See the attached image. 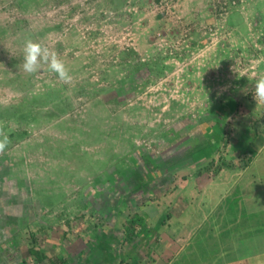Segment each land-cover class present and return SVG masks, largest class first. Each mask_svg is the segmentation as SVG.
Returning a JSON list of instances; mask_svg holds the SVG:
<instances>
[{"label": "rangeland", "instance_id": "374dc122", "mask_svg": "<svg viewBox=\"0 0 264 264\" xmlns=\"http://www.w3.org/2000/svg\"><path fill=\"white\" fill-rule=\"evenodd\" d=\"M28 39L72 81L47 64L25 73ZM120 50L134 51L122 68ZM261 77L264 0H0V121L13 132L0 152V264H138L139 251L206 230L231 254L234 232L264 230V211L240 203L245 186L264 192ZM25 103L36 119L13 110ZM189 244L176 261L196 250L195 264L217 263V242Z\"/></svg>", "mask_w": 264, "mask_h": 264}, {"label": "crops", "instance_id": "0c3cea01", "mask_svg": "<svg viewBox=\"0 0 264 264\" xmlns=\"http://www.w3.org/2000/svg\"><path fill=\"white\" fill-rule=\"evenodd\" d=\"M226 185V184H225ZM262 187H264L262 184H260ZM245 186V185H244ZM242 188H244L243 186L240 185L239 187V197L241 196V190ZM250 188L252 189V187L250 186ZM250 188H246L242 190L243 193L246 195L247 193H250ZM257 191L255 186L253 187V189L251 190V192ZM260 193H264V192H256L255 197L258 198V195ZM242 194V196L240 197V203L241 205L247 202V205H249L253 210H256L257 212L259 210L264 211V209H260L261 207L264 208V204H260V205H256L255 201H254V197H251L253 199H250V196H245ZM242 197L244 198L242 200ZM225 198V196L223 197ZM221 196V199H223ZM263 202V201H261ZM241 211H244L241 209ZM251 210H249L248 212H250ZM239 215H243L241 214V212L239 213ZM236 215H233V217ZM264 215H262L263 217ZM243 220H248V219H243L242 218H237L234 219V224L235 225H241V223L243 224ZM255 221V220H254ZM261 222V220H260ZM257 224H262L259 222H256L255 225ZM244 226V224H243ZM207 231V234L201 235V238H199V235H184V234H175V236L173 238L169 240H163V241H167L169 242V248H166L167 245L163 244L164 247L160 248L158 250L149 249L147 251H139V256L140 254L142 255V257L145 259L143 260L142 258H140V260L138 261V264H167V263H172L171 259L174 258V256L177 254V256L180 254V252L184 249H186V247L189 244V241H193L196 242L194 244H189L190 247L192 248H197L199 246L198 242L203 241L205 239H208L209 242H217L218 244L220 242H223L224 239L221 236V233H210ZM243 232V231H241ZM255 233H243V238L239 239L240 236H238V232H234V235L232 234L231 239H233L234 241H236L237 245H235V248L233 249V252L231 254H228L226 252V249H223V247H225V245H221V243L219 244V246L221 247V250L218 252V259L216 260V264H257V260L259 257H264V230H256L254 231ZM240 233V232H239ZM249 236H248V235ZM244 240L245 244H241L240 241ZM250 241V242H249ZM210 249H213L214 245H209ZM250 248V249H249ZM241 250V251H240ZM196 250H190L189 254H190V259L187 261L185 260H181V259H177L176 261V257L174 258V260L176 261V264H195L194 260L196 259V257L194 256ZM141 257V256H140ZM203 257V256H202ZM199 261L201 260V257L197 258ZM203 260V258H202ZM201 260V264H205L202 263Z\"/></svg>", "mask_w": 264, "mask_h": 264}, {"label": "clouds", "instance_id": "9594fccd", "mask_svg": "<svg viewBox=\"0 0 264 264\" xmlns=\"http://www.w3.org/2000/svg\"><path fill=\"white\" fill-rule=\"evenodd\" d=\"M44 64H47L49 70L55 73L61 81L65 83L72 81L69 68L57 52L50 50L41 42L26 40L23 48V71L31 75L39 71ZM254 98L256 102H264V77L259 78L255 83ZM10 142L6 124L0 121V152H3Z\"/></svg>", "mask_w": 264, "mask_h": 264}, {"label": "trees", "instance_id": "16d2710c", "mask_svg": "<svg viewBox=\"0 0 264 264\" xmlns=\"http://www.w3.org/2000/svg\"><path fill=\"white\" fill-rule=\"evenodd\" d=\"M130 53H134V51H131V50H120L119 51V53H118V56H119V58H120V60H121V62H119V67H124L123 65V59L125 58V57H127ZM116 65V64H115ZM129 69H128V74L127 75H129V76H132V75H134L135 73H137V72H139V71H141L142 69H138V68H136V67H128ZM149 74H151L150 72H148V70L146 69V75H149ZM13 110H15V112L18 114V116L19 117H21V118H23V119H26V120H28V118H32V117H34L33 119H36V113H35V111L33 110V109H28L27 108V104L25 103L24 105H22V104H15L14 106H13ZM9 134H12L13 135V132H9ZM129 225H130V227H131V229L133 230V233H134V231H136L135 230V227L137 226V225H140V224H136V222H129ZM133 233H131V234H128L127 235V237L130 235H133ZM31 238L32 239H34V236H33V234H31ZM128 239H130V238H128ZM25 251L27 252V254H29V255H31L32 257H34L33 259H36L37 260V262H39V263H41V261L46 257L45 255H43L40 251H38V250H36L35 248H32V247H28V248H25ZM48 261H49V264H65V261L64 260H59V259H57V258H55V259H52V258H49L48 259Z\"/></svg>", "mask_w": 264, "mask_h": 264}]
</instances>
